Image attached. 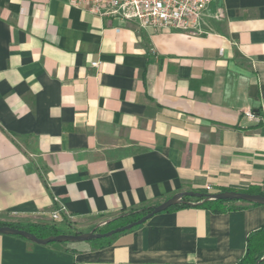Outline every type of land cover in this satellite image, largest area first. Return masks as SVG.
Wrapping results in <instances>:
<instances>
[{"label": "crops", "instance_id": "0c3cea01", "mask_svg": "<svg viewBox=\"0 0 264 264\" xmlns=\"http://www.w3.org/2000/svg\"><path fill=\"white\" fill-rule=\"evenodd\" d=\"M200 26L0 0V223L87 233L180 192L264 191V0H212ZM232 206L162 212L96 242L0 235V264H236L264 205Z\"/></svg>", "mask_w": 264, "mask_h": 264}, {"label": "built area", "instance_id": "2783aa9c", "mask_svg": "<svg viewBox=\"0 0 264 264\" xmlns=\"http://www.w3.org/2000/svg\"><path fill=\"white\" fill-rule=\"evenodd\" d=\"M212 0H66L72 7H84L90 13L102 14L121 22H135L141 29H174L189 36L202 34L201 17ZM216 19L222 17L221 11ZM96 66V63H92ZM244 117L251 121H260L253 111L244 112ZM212 194L211 188H206ZM56 202L57 199H55ZM65 209L58 206L51 212L54 222L63 221Z\"/></svg>", "mask_w": 264, "mask_h": 264}, {"label": "trees", "instance_id": "16d2710c", "mask_svg": "<svg viewBox=\"0 0 264 264\" xmlns=\"http://www.w3.org/2000/svg\"><path fill=\"white\" fill-rule=\"evenodd\" d=\"M226 191H232V190L220 189L218 192H226ZM240 192H244L248 194H259L264 196V191H261L258 188H250L248 190L240 191ZM234 203L236 202L221 201V200L204 201V199L185 197L182 198L179 203L170 207L164 212H171L183 208L195 207V208L207 209L213 214H221L233 210L234 208L232 205ZM250 205L260 206L258 204H250ZM152 208L153 206L143 207L141 209L120 213L117 217H114L113 219L106 221V227L104 228V230L102 231L94 230V231L99 233H104L111 229L123 227L147 215L148 213L151 212ZM1 226L15 227L12 225L0 223V227ZM15 228L26 230L27 232L32 233L39 238H45L48 236L61 234L58 230L54 228L37 227V226L32 228H21V227H15ZM74 234H81V232H74ZM96 241L98 240H92V242H96ZM236 264H264V227L258 229L257 231L253 232L247 237L245 252L242 255V257L236 262Z\"/></svg>", "mask_w": 264, "mask_h": 264}, {"label": "water", "instance_id": "95a60500", "mask_svg": "<svg viewBox=\"0 0 264 264\" xmlns=\"http://www.w3.org/2000/svg\"><path fill=\"white\" fill-rule=\"evenodd\" d=\"M185 197L204 199V201L221 200V201H234V202H243L248 204L264 205V196L259 194H248L239 191H226V192H219L214 194L198 193V192H180V193H176L175 195H173L171 198L167 199L163 203L153 206L151 212L141 217L140 219L132 223H129L123 227L111 229L104 233H96L94 229L90 232L81 233V234H59V235L48 236L45 238H39L34 234L29 233L23 229L10 227V226H1L0 235L18 236L39 245H48L52 243H68V242H89L92 240L106 239L114 235L127 232L135 227L144 224L154 215L166 211L170 207L179 203L181 199Z\"/></svg>", "mask_w": 264, "mask_h": 264}, {"label": "rangeland", "instance_id": "374dc122", "mask_svg": "<svg viewBox=\"0 0 264 264\" xmlns=\"http://www.w3.org/2000/svg\"><path fill=\"white\" fill-rule=\"evenodd\" d=\"M118 216V215H117ZM117 216H115V217H117ZM94 224V223H93ZM104 230V229H103ZM100 231H102V230H100Z\"/></svg>", "mask_w": 264, "mask_h": 264}]
</instances>
